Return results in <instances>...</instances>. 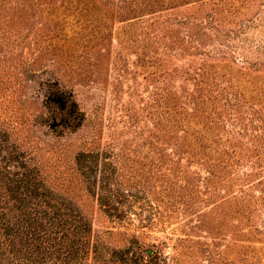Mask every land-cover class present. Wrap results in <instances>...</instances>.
Instances as JSON below:
<instances>
[{"label": "rangeland", "instance_id": "374dc122", "mask_svg": "<svg viewBox=\"0 0 264 264\" xmlns=\"http://www.w3.org/2000/svg\"><path fill=\"white\" fill-rule=\"evenodd\" d=\"M53 89L82 129L50 127ZM0 145L112 249L128 231L184 264H264V0H0ZM89 151L123 220L87 190Z\"/></svg>", "mask_w": 264, "mask_h": 264}, {"label": "trees", "instance_id": "16d2710c", "mask_svg": "<svg viewBox=\"0 0 264 264\" xmlns=\"http://www.w3.org/2000/svg\"><path fill=\"white\" fill-rule=\"evenodd\" d=\"M207 75L204 70L202 77ZM44 108L51 113L54 131L64 134L82 129L85 114L73 93L48 90ZM76 162L100 208L123 220L125 194L115 186L118 174L109 171L111 164L91 151L79 153ZM30 167L14 174L0 168V264H184L136 233L123 234L127 245L122 248L112 249L104 240H95L89 217L51 193L39 174L30 173ZM14 168L21 169L19 163ZM109 235H115L114 231ZM207 253V260L215 264L212 251ZM247 261L243 258L238 263Z\"/></svg>", "mask_w": 264, "mask_h": 264}]
</instances>
